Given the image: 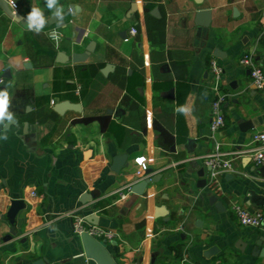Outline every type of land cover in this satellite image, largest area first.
<instances>
[{"label": "crops", "instance_id": "crops-1", "mask_svg": "<svg viewBox=\"0 0 264 264\" xmlns=\"http://www.w3.org/2000/svg\"><path fill=\"white\" fill-rule=\"evenodd\" d=\"M14 1L24 18L37 7L57 21L37 34L0 6V91L15 117L0 126V264H96L73 230V216L89 212L114 232L106 242L116 264H264V223L241 225L233 210L264 211L249 198L264 195V163L238 153L264 128V87L240 63L248 54L264 69V0H59L60 21L46 0ZM200 9L212 12L207 28L196 23ZM88 47L86 60H66ZM213 59L227 95L214 133ZM247 121L255 126L243 131ZM216 149L232 167L212 178L199 157ZM122 153L127 165L115 172ZM138 157L151 170L141 177ZM146 177L143 193L120 199ZM84 195L95 198L83 204ZM13 199L25 203L15 219Z\"/></svg>", "mask_w": 264, "mask_h": 264}, {"label": "built area", "instance_id": "built-area-1", "mask_svg": "<svg viewBox=\"0 0 264 264\" xmlns=\"http://www.w3.org/2000/svg\"><path fill=\"white\" fill-rule=\"evenodd\" d=\"M9 4L13 10L18 8L17 3L14 1L13 4L9 1ZM137 33L136 28L130 29V34L135 35ZM240 63L243 66H247L250 68L252 84L256 88L264 87V69L260 67L252 58L251 55L245 54L240 60ZM210 68L212 72V89L215 93V97L211 103V111H212V119L210 123V129L214 133L221 128H223L226 124L225 114L223 105L227 100V95L221 89V78L223 69L220 63L213 59L210 62ZM2 81V79H0ZM253 146L249 147L245 150H240L238 153L240 155H247L251 158V160L257 164L264 163V128L256 131L252 136ZM199 159L202 162L211 168V177L215 178L219 173L229 170L232 167V162L230 157L220 151V149H216L215 151L209 152ZM135 162L138 166L136 171V176L141 177L143 173L147 170V163L145 161V157H138L135 159ZM120 199H125L128 194L132 192V184H128L125 187L118 190ZM33 195L37 193L35 191L32 192ZM233 210L237 215L239 223L244 226L249 227H261L264 223V211L261 208L252 210L249 207L243 204H234ZM73 230L78 235L82 232H88L99 240H109L114 237V232L108 229H105L101 226L91 224L88 222L84 216L77 215L73 216ZM186 264V263H183Z\"/></svg>", "mask_w": 264, "mask_h": 264}, {"label": "water", "instance_id": "water-1", "mask_svg": "<svg viewBox=\"0 0 264 264\" xmlns=\"http://www.w3.org/2000/svg\"><path fill=\"white\" fill-rule=\"evenodd\" d=\"M196 3H202V0H194ZM0 6L1 8L6 11L13 19H15L17 22H19L23 27L27 28V19L24 18L20 13H17L15 11H12L10 7L8 6L6 1H0ZM137 10V3H133L131 12ZM73 11V7L69 8L67 10V13H70ZM154 12H157L155 9ZM211 15L212 12L209 9H200L196 13V23L201 27H208L211 22ZM57 21L55 17H52L51 19L47 20L44 27L49 26L50 24L54 23ZM202 30V29H201ZM91 51V47H88L87 50L83 53H73L70 57H68L66 60H71L73 62H81L87 59L89 52ZM213 54L216 57L219 58H225L226 53L224 51H221L218 48L214 49ZM65 54L64 53H59V57L62 59L64 58ZM65 61V59H62ZM61 60V61H62ZM112 68L111 65H106L105 68L103 69L104 73H107L110 69ZM64 105L60 106L63 107ZM59 107H57V110ZM119 110L116 111L118 113ZM255 123L252 121H247L243 124L241 129L243 131H247L248 129L254 128ZM127 154L122 153L120 155H117L113 159V164H112V170L115 172H120V170L127 165ZM208 169L211 170V168L208 166ZM151 170H147L146 174L150 173ZM205 173L204 168H201L198 171L199 176H203ZM152 179L150 177L144 178L141 182L137 183L136 185L132 186V192L135 193H143L144 189L146 188L147 184L151 181ZM208 183L207 179H201L199 181V184L201 186H206ZM95 198V195H92L91 198L89 199L87 195H84L83 198H81V202L83 204H86L88 201H91V199ZM250 198V204H255L256 206L263 207L264 206V195H259L255 192H250L249 195ZM209 201L212 205H215L217 210H224V206L222 205L221 202L218 201L217 196L211 195L209 197ZM25 205L24 201L22 199H13L11 201V206L9 209L8 216L11 219H15L18 211L23 208ZM85 219L90 222L91 224L98 225L100 226L101 224V219L100 217L94 213V212H89L86 216ZM73 221V220H72ZM79 238L81 240L82 246H83V252L85 256L88 259L93 260L96 264H116L115 261L113 260V257L111 256L108 248H107V242L105 240H99L93 235L89 234L88 232H82L79 234ZM41 261H39L36 264H40Z\"/></svg>", "mask_w": 264, "mask_h": 264}, {"label": "clouds", "instance_id": "clouds-1", "mask_svg": "<svg viewBox=\"0 0 264 264\" xmlns=\"http://www.w3.org/2000/svg\"><path fill=\"white\" fill-rule=\"evenodd\" d=\"M14 7V0H10ZM46 7L53 11V15L58 18V21L63 20L64 9L59 6V0H46ZM27 29L29 31H35L37 34L43 29L47 18L44 16L43 11L40 8L33 7L26 17ZM51 38L55 41H59L60 37L56 32L51 33ZM10 95L7 90L0 91V126H3L8 121H12L15 117L12 112L9 111ZM180 113H186L187 108L181 106L177 108ZM7 138L6 135L0 136V139Z\"/></svg>", "mask_w": 264, "mask_h": 264}]
</instances>
